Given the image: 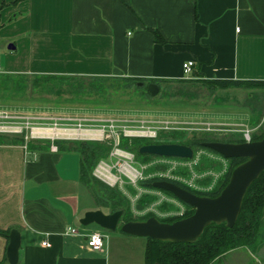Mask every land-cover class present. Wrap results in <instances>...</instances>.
I'll return each mask as SVG.
<instances>
[{
	"label": "crops",
	"instance_id": "1",
	"mask_svg": "<svg viewBox=\"0 0 264 264\" xmlns=\"http://www.w3.org/2000/svg\"><path fill=\"white\" fill-rule=\"evenodd\" d=\"M3 39L11 45L0 49L7 73L163 78L166 85L189 78L185 84L206 87L204 78L264 80V0H0ZM187 59L194 61L190 76L182 69ZM207 89L212 101L203 112L224 99ZM251 105L195 122L260 130L264 105ZM76 143L0 142V263L14 227L21 235L16 264H145L147 236L115 229L101 249L87 245L96 228H80L79 218L99 205L81 180Z\"/></svg>",
	"mask_w": 264,
	"mask_h": 264
},
{
	"label": "rangeland",
	"instance_id": "2",
	"mask_svg": "<svg viewBox=\"0 0 264 264\" xmlns=\"http://www.w3.org/2000/svg\"><path fill=\"white\" fill-rule=\"evenodd\" d=\"M7 46L8 42L3 39L0 42V49L2 50L3 47V49L8 50ZM207 88L208 86L203 85L185 83L166 85L164 83L155 94H151L143 84L125 85V80L114 78L95 79L74 75L37 77L31 74L1 77L0 75V110L27 115L33 121V124L50 126L54 130L55 128L65 131L74 130L73 126L80 119L85 120V125L88 127L87 123L90 124L97 118H113L118 125L140 124L143 122L157 126L163 125V127L165 125L167 127H177L184 131L181 135L179 134L180 136H173L169 131L170 129H167L164 130L166 132L163 131L160 135H157L155 140L184 141L192 137L202 139L213 137L226 141L237 140L242 136L239 128L244 126L243 124H213L198 120L195 122V118L200 119V116L208 117L215 113L231 117V115L241 114L243 108L250 107L251 104L253 107L263 108L264 88L260 91L244 87L218 88V94H221L224 99L217 98L218 101L216 99L211 107L209 105L211 110L207 108L208 111L203 112L206 110L203 109L204 106H207L205 104H208L209 100L212 101L211 95H207L209 90ZM250 91H252V96L248 94ZM7 136L14 137L16 135L8 134ZM107 140L109 141L111 138H107ZM197 151L198 153L199 151L209 152L210 149L198 147ZM129 155H131V152ZM123 158L125 157L122 155L102 156V160L109 164H116L118 160L122 162ZM162 158L163 156L154 154L148 163H154L157 166L161 163ZM221 163L223 165V161ZM226 163H229L227 158ZM157 171L160 172L161 169ZM219 172V169L215 171V173ZM145 174L149 175L150 173L144 172ZM123 178L125 182L119 188L127 195V198L123 202L124 208L119 223L122 222L125 215L130 214L132 218L142 219L141 217L145 216L144 214L137 213L133 209V212H131L127 210L128 207H125L127 204L133 207L134 197L125 186L129 183L128 179L124 176ZM89 188L93 196H102L101 202L93 199V204L95 201L99 208L109 212V206L104 205V199H109L110 195H108L109 192H105V189L110 190L112 188L96 180L91 182ZM167 203L169 202L158 205V208L160 210L167 208L165 207ZM145 205V203L138 204V210L143 209ZM87 225L90 228L102 230L107 236L114 231L101 228L95 223ZM83 226L79 225L80 228H83ZM210 264H264V242L258 247L242 245L227 250Z\"/></svg>",
	"mask_w": 264,
	"mask_h": 264
},
{
	"label": "trees",
	"instance_id": "3",
	"mask_svg": "<svg viewBox=\"0 0 264 264\" xmlns=\"http://www.w3.org/2000/svg\"><path fill=\"white\" fill-rule=\"evenodd\" d=\"M17 1V0H15ZM154 38L157 41H163V37L158 31H153ZM0 75L1 77H9L12 75H23L16 73H7L1 70L0 66ZM33 76H50V75H62V74H31ZM74 76H87L91 78H114L118 80H125V85L136 84L142 82L146 88V85L150 81H154L161 87L164 84L165 79L163 78H147V77H133V76H101V75H79L75 74ZM177 82H188L194 81L189 78L175 79ZM203 84L207 85L210 89L216 88H227V87H255V86H264V80H255V79H236V78H204L201 80ZM147 90V89H146ZM148 91V90H147ZM264 127L261 130L254 131L252 134V139H257L263 136ZM164 130H161L158 134L160 135ZM170 133L173 136H180L182 134L183 129H170ZM166 132V131H164ZM261 132V133H260ZM180 134V135H179ZM220 140L218 138H189L188 140L180 141V140H145L142 138H122L121 146L132 150L136 158L140 161L149 160L154 154L147 152H139L138 148L143 143L148 142H178L191 146L193 149L198 147H205L212 151H215L209 147L202 145L203 140ZM243 141V137H239L236 139H231L230 141ZM11 141H20L19 137H9L7 135L0 134V142H11ZM78 145L74 148L78 149L82 154V162H81V180L87 184L89 187L93 180L99 181L100 183L110 187L112 189H105V192H109V199H104V205L109 206L108 211H114L123 207V202L126 200V197L122 194V192L116 188L107 185L100 180H97L91 174V170L98 160L99 157L103 156L109 148V145L105 143L99 142H87L82 141L78 142ZM216 152V151H215ZM228 159V166L226 171L220 176L216 186L209 191H198L193 188L188 187L187 185L177 182L183 187L188 188L189 190L197 193V194H206V195H216L219 193L221 188L228 181L230 176V172L232 168L241 162L244 158L242 157H230ZM219 163L215 161H211L208 158H203L198 164L197 168L204 169L208 167L217 168ZM157 177H149L145 179L142 184L144 186L154 187L152 185V181ZM161 189V188H160ZM165 190V189H162ZM171 193L168 190H165ZM118 193V194H117ZM116 194V195H115ZM172 194V193H171ZM115 196H117L115 198ZM97 202L102 201V196L94 195ZM152 198L150 194H143L140 196L137 205L141 203H147ZM181 200V199H180ZM182 201V200H181ZM187 208L182 214L179 215H170L166 217H158L160 220L164 221H173L179 217L186 216L193 212V207L188 203L182 201ZM171 206V205H170ZM166 205L165 207H170ZM127 210L131 211L129 204L125 206ZM129 213V212H128ZM150 215H154L152 212H148L145 216L141 217L142 219L147 218ZM135 219L130 215H125L123 217V221ZM120 224V223H119ZM118 229L119 226H118ZM148 242L146 245L145 251V264H210L215 258L224 253L227 250H231L233 248L242 246V245H250L254 247L260 246L262 242H264V170L260 173V175L250 184L247 188V191L243 197L241 209L239 211L237 220L232 227H227L224 222L215 223L212 222L205 226L204 230L200 234V236L192 241H169V240H160L155 239L150 236H147ZM4 264V263H0Z\"/></svg>",
	"mask_w": 264,
	"mask_h": 264
},
{
	"label": "built area",
	"instance_id": "4",
	"mask_svg": "<svg viewBox=\"0 0 264 264\" xmlns=\"http://www.w3.org/2000/svg\"><path fill=\"white\" fill-rule=\"evenodd\" d=\"M193 63L194 61L192 59H187L182 63L185 76L191 75ZM95 120V122L92 121L90 124L87 123L88 127L85 125V120L83 122L80 119L73 126L74 130L65 131L57 130L56 128L54 130L50 126L33 124V121L27 115L8 113L0 110V134L16 135L22 141L24 147L31 140L47 141L51 149H57L58 141H89L109 145L108 150L103 156L122 155L125 158H123L122 162L118 160L116 164H109L102 160L101 156L94 164L91 174L97 180L111 187L118 188L127 198V195L119 188L125 182L123 176L126 177L129 183L125 184V186H127V190L134 197L133 207L130 204L129 206L131 210L133 209L135 212L144 215L148 212H152L155 216L158 215L159 217L179 215L187 208L174 194H169L167 191L157 187L144 186L142 182L145 179L157 177L155 179H165L175 183L180 182L198 191H209L216 186L218 179L227 169L228 164L226 163V158L220 153H215L212 150L209 152L199 151L198 153L197 148L193 149L191 157L161 155L163 158L157 166L154 163H148L151 158L147 161H140L136 158L132 150L121 146L122 138L126 137L130 139L137 137L145 140H155L161 130L181 128L167 127V125L163 127V125L157 126L143 122L140 124L127 123L118 125L113 118H97ZM239 130L244 140H251L253 132L257 130V126L244 125ZM107 138H111V140L108 141ZM130 152L131 155H129ZM205 157L211 161L220 163L219 166L217 168H197V164ZM221 161H223V165ZM158 169H161V171L158 172ZM214 169H219L220 172L215 173L216 170ZM144 172L150 174L144 175ZM143 194H150L152 198L146 203L143 209L138 210L137 202ZM164 202H169L167 204H171L173 207L160 210L158 205ZM76 231L75 227H68L67 229V232ZM106 237L107 235L102 230H91L86 235V242L91 248L101 249ZM42 244L50 245L48 241H42Z\"/></svg>",
	"mask_w": 264,
	"mask_h": 264
},
{
	"label": "water",
	"instance_id": "5",
	"mask_svg": "<svg viewBox=\"0 0 264 264\" xmlns=\"http://www.w3.org/2000/svg\"><path fill=\"white\" fill-rule=\"evenodd\" d=\"M146 88L151 94H155L159 90L158 84L154 81L148 82ZM202 145L215 150L225 158H244L232 168L228 181L218 194L213 196L197 194L165 179L152 181L154 187L168 190L192 206L194 210L191 214L173 221L160 220L157 216L150 215L145 219H130L119 224L120 216L123 213L122 208L111 212L95 208L84 211L79 222L82 225L95 223L107 230H115L119 226L120 230L125 233L173 242L196 240L205 226L212 222H224L227 227H232L237 220L247 188L264 170V134L260 138L243 141L203 140ZM138 151L179 157H191L193 154L191 146L178 142L143 143L139 146ZM8 237L4 264H16L21 243L19 230L11 228Z\"/></svg>",
	"mask_w": 264,
	"mask_h": 264
}]
</instances>
